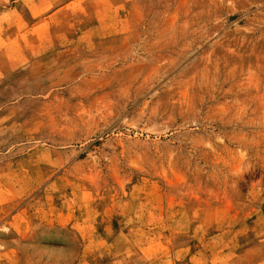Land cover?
Listing matches in <instances>:
<instances>
[{"label": "rangeland", "instance_id": "obj_1", "mask_svg": "<svg viewBox=\"0 0 264 264\" xmlns=\"http://www.w3.org/2000/svg\"><path fill=\"white\" fill-rule=\"evenodd\" d=\"M0 264H264V0H0Z\"/></svg>", "mask_w": 264, "mask_h": 264}]
</instances>
